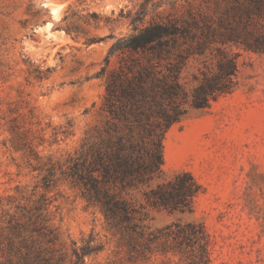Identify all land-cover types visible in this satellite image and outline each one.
I'll return each mask as SVG.
<instances>
[{"label":"rangeland","instance_id":"1","mask_svg":"<svg viewBox=\"0 0 264 264\" xmlns=\"http://www.w3.org/2000/svg\"><path fill=\"white\" fill-rule=\"evenodd\" d=\"M226 3L0 0L5 242L12 223L34 222L30 228L42 230L34 235L57 249L62 264L79 257L80 264H264V51L234 45L241 53L235 89L206 107L190 106L164 136L165 178L187 170L201 185L192 209L151 204L146 191L159 178L128 189L137 209L134 222L122 224L73 173L104 135L106 80L129 54L114 50L119 39L154 19H217ZM137 16L143 19L133 23ZM217 54L188 57L189 89Z\"/></svg>","mask_w":264,"mask_h":264},{"label":"trees","instance_id":"2","mask_svg":"<svg viewBox=\"0 0 264 264\" xmlns=\"http://www.w3.org/2000/svg\"><path fill=\"white\" fill-rule=\"evenodd\" d=\"M226 1L217 19L193 15L184 20L154 19L142 27L135 24L136 31L115 45L114 50H129V54L106 80L104 135L73 168L108 218L132 224L137 208L127 196L128 189L159 178L163 181L146 191L151 204L192 209L201 185L187 170L165 178L164 136L190 106L206 107L212 98L235 89L241 53L233 50L234 45L264 51V0ZM142 19L137 16L133 23ZM256 22L261 27H253ZM208 49L217 50V59L205 63L189 89L183 80L187 59ZM33 223H12L6 242L0 231V264L63 263L56 248L41 244L34 235L42 230L30 228ZM81 261L79 257L73 263Z\"/></svg>","mask_w":264,"mask_h":264},{"label":"bare ground","instance_id":"3","mask_svg":"<svg viewBox=\"0 0 264 264\" xmlns=\"http://www.w3.org/2000/svg\"><path fill=\"white\" fill-rule=\"evenodd\" d=\"M53 11L55 12V11H57V9H54Z\"/></svg>","mask_w":264,"mask_h":264}]
</instances>
